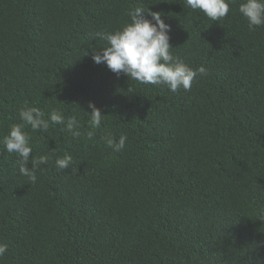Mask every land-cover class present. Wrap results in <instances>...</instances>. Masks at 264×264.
<instances>
[{"label":"trees","instance_id":"1","mask_svg":"<svg viewBox=\"0 0 264 264\" xmlns=\"http://www.w3.org/2000/svg\"><path fill=\"white\" fill-rule=\"evenodd\" d=\"M240 2L211 21L184 0H0V264H264V26L250 31ZM137 6L163 13L173 55L209 70L191 91L94 63V34ZM26 104L80 122L78 137L26 126L32 157L55 149L35 183L2 143Z\"/></svg>","mask_w":264,"mask_h":264},{"label":"clouds","instance_id":"2","mask_svg":"<svg viewBox=\"0 0 264 264\" xmlns=\"http://www.w3.org/2000/svg\"><path fill=\"white\" fill-rule=\"evenodd\" d=\"M184 2L187 8L202 12L211 21H220L228 15L230 5L234 4L235 0H184ZM238 11L247 20L250 31L264 26V0H242L238 5ZM127 16L128 21L115 31L103 30L94 34L93 40L105 42V46L100 49L102 54L94 50L92 56L94 63H104L117 76L124 74L129 80L140 84L166 86L173 93L180 89L191 91L192 83L198 76L208 75L209 70L205 66L201 65L194 69L173 55L171 49L174 47L170 44L171 26L165 23L163 13L137 6L129 9ZM87 106L91 109L90 113H86L90 115L92 127L99 128L104 116L101 109L93 102H88ZM18 115L21 123L11 126L2 143L8 153L17 155L20 173L35 183L36 170L48 164L50 158L55 156V149L32 157L31 136L25 130L26 126H30L32 132L38 130L46 132L50 121L52 124L64 125L68 132L78 137L81 135L78 130L80 122L76 116L65 119L59 109L53 110L49 118L45 119V114L39 107L27 104L18 109ZM93 135L94 132L89 131L88 139H92ZM102 139L106 147L119 152L126 147L128 137L121 134L117 140L108 134ZM29 164L31 167H28ZM54 164L60 170L68 169L72 164V157L70 155L56 157ZM7 251L8 245L0 242V260L5 257Z\"/></svg>","mask_w":264,"mask_h":264}]
</instances>
